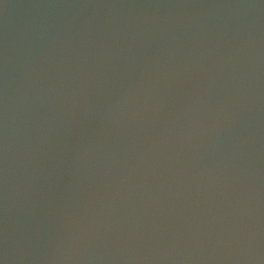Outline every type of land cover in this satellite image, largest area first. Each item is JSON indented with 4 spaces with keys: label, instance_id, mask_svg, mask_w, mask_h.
I'll return each mask as SVG.
<instances>
[{
    "label": "water",
    "instance_id": "1",
    "mask_svg": "<svg viewBox=\"0 0 264 264\" xmlns=\"http://www.w3.org/2000/svg\"><path fill=\"white\" fill-rule=\"evenodd\" d=\"M0 264H264V0H0Z\"/></svg>",
    "mask_w": 264,
    "mask_h": 264
}]
</instances>
